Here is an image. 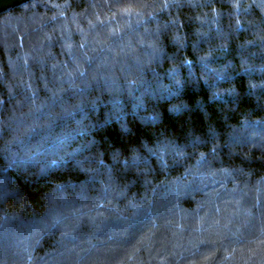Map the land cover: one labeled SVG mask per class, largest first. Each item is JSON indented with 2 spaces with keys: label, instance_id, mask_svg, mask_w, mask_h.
<instances>
[{
  "label": "trees",
  "instance_id": "1",
  "mask_svg": "<svg viewBox=\"0 0 264 264\" xmlns=\"http://www.w3.org/2000/svg\"><path fill=\"white\" fill-rule=\"evenodd\" d=\"M0 264H264V0L1 14Z\"/></svg>",
  "mask_w": 264,
  "mask_h": 264
},
{
  "label": "water",
  "instance_id": "2",
  "mask_svg": "<svg viewBox=\"0 0 264 264\" xmlns=\"http://www.w3.org/2000/svg\"><path fill=\"white\" fill-rule=\"evenodd\" d=\"M34 0H0V15Z\"/></svg>",
  "mask_w": 264,
  "mask_h": 264
}]
</instances>
